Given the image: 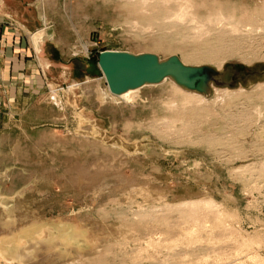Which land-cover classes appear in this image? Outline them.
Wrapping results in <instances>:
<instances>
[{
  "label": "rangeland",
  "instance_id": "374dc122",
  "mask_svg": "<svg viewBox=\"0 0 264 264\" xmlns=\"http://www.w3.org/2000/svg\"><path fill=\"white\" fill-rule=\"evenodd\" d=\"M27 1L42 13L34 30L53 27L40 50L51 61L35 75L38 84L18 79L11 106L0 101V220L7 200L24 216L17 224L44 223L48 243L22 262L1 255L0 264L262 260L264 0H191L197 10L183 20L159 14L156 0ZM105 48L174 53L225 71L234 85L210 82L204 102L190 106L175 95L179 108L170 112V77L120 98L97 62ZM216 88L244 91L221 97ZM208 199L223 221L215 225L213 215L194 226L184 203ZM59 225L72 229L71 242L50 241Z\"/></svg>",
  "mask_w": 264,
  "mask_h": 264
},
{
  "label": "crops",
  "instance_id": "0c3cea01",
  "mask_svg": "<svg viewBox=\"0 0 264 264\" xmlns=\"http://www.w3.org/2000/svg\"><path fill=\"white\" fill-rule=\"evenodd\" d=\"M41 14L38 13L36 3L27 0H0V87H3L0 89V101H7L9 106L19 97L18 91L16 93L13 88L18 86V79L26 85H36L38 82L35 75H38L37 72L41 74L42 69L50 64L51 57L40 53L46 38L38 44L33 38L35 31L41 28H33L40 23V19L42 22ZM8 202L5 200L2 204L5 219L0 220V256H10L8 260L22 262L31 249L30 243L42 241L44 223L40 226L35 222L40 220L32 219L17 224L18 220H24V216L15 214L20 213L21 209L15 208L13 213V205ZM67 232L72 234L69 229ZM50 235H54V232Z\"/></svg>",
  "mask_w": 264,
  "mask_h": 264
},
{
  "label": "water",
  "instance_id": "95a60500",
  "mask_svg": "<svg viewBox=\"0 0 264 264\" xmlns=\"http://www.w3.org/2000/svg\"><path fill=\"white\" fill-rule=\"evenodd\" d=\"M97 62L111 92L121 94L148 83H157L172 77L185 89L208 93L210 82L224 86L230 82L208 64L189 65L177 54L160 58L156 53H133L127 50L101 49Z\"/></svg>",
  "mask_w": 264,
  "mask_h": 264
},
{
  "label": "bare ground",
  "instance_id": "6f19581e",
  "mask_svg": "<svg viewBox=\"0 0 264 264\" xmlns=\"http://www.w3.org/2000/svg\"><path fill=\"white\" fill-rule=\"evenodd\" d=\"M195 3V2H194ZM173 4H174V6H173ZM153 5V4H152ZM156 5H158V6H156ZM156 5H155V7L157 8L156 10H157V12L159 13V14H162L163 16H165V17H172V18H175V20H183V19H185L188 15H192L193 14V12H194V10L196 9V8H194V5H193V2L191 1V0H156ZM151 6V5H150ZM154 6V5H153ZM153 6H151V7H153ZM197 10V9H196ZM195 10V11H196ZM220 10V9H219ZM222 12L223 11H221V13L220 12H217V14L216 13H214L215 14V17H216V19L219 21V20H223V18H224V16H225V14L223 15L222 14ZM196 14H197V12H196ZM231 14V13H230ZM197 16L199 17V15L197 14ZM211 16H213V14H211ZM210 16V17H211ZM211 21H212V19H210ZM228 20V19H227ZM53 29V27L52 26H46L45 28H43V29H40V30H38L37 32H36V34H34L35 36L33 37L34 38V41L38 44V42H40V40L42 41L44 38H46L47 36H51V37H53L52 35H51V30ZM35 44V43H34ZM218 46V45H217ZM37 48V47H36ZM214 54V53H213ZM212 54V55H213ZM201 57V56H200ZM184 62L183 63H185V64H189V61L188 60H183ZM171 79L173 80V84L171 83V85H173L174 87H172V89H173V94H174V96H172V97H170L169 99L167 98V100H165V101H163L164 102V105H165V107H166V109H167V111H169L170 112V110H176V109H178L179 108V106H178V101L180 100V99H178V98H181V100H182V104L184 105V106H186V105H191L192 103H198V104H201L202 102H204V98H203V96L200 94V93H202V92H199V93H197L198 91H195V90H189V89H185L184 87H182L180 84H178L175 80H174V78H172L171 77ZM140 87V86H139ZM139 87H136V88H133V89H129V90H126L125 92H122L121 94H115V93H113V92H111L110 90H109V88H108V90H109V92H111V94H113V95H115V96H119L120 97V95H123V94H126V93H128L129 91H134V90H136V89H138ZM171 91V90H170ZM192 91H195V92H192ZM216 91L217 92H219L220 93V95H221V97L222 96H230V97H233V96H235V95H237V94H240L241 92H243L244 91V88H240V89H229V88H226V89H219V88H216ZM169 94V93H168ZM175 95H176V97H177V95L178 96H180V97H178V98H176L175 97ZM129 96H131V94L129 95ZM121 98V97H120ZM231 99V98H230ZM180 100V101H181ZM181 105V104H180ZM192 107V106H191ZM197 107V106H196ZM182 107H180V109H181ZM187 108H188V106H187ZM204 108V107H203ZM179 109V110H180ZM184 110L186 109L185 107L183 108ZM182 109V110H183ZM191 108H189L186 112H190L191 114H192V112L193 111H195L196 109H194V107L192 108V109H194L193 111H192V109L190 110ZM199 109V108H198ZM201 110V113H202V110L203 109H200ZM176 112V111H175ZM174 112V113H175ZM198 112V111H197ZM196 112V113H197ZM206 112V111H205ZM172 113V112H171ZM179 113V112H178ZM184 112L182 111V112H180V116H181V114H183ZM176 114V113H175ZM190 114V115H191ZM197 114H200V111H199V113H197ZM178 115V116H179ZM186 115V113L184 114V116ZM192 115H194V112H193V114ZM176 116V115H175ZM177 116V118H179ZM195 116V115H194ZM186 117V116H185ZM184 117V118H185ZM188 117H189V115H188ZM192 117V116H191ZM190 117V118H191ZM187 118V117H186ZM198 118V117H197ZM167 119H169V118H166V120ZM173 119L171 118V120L170 121H172ZM178 120V119H177ZM180 120H182V118L180 119ZM174 121H175V118H174ZM179 121V120H178ZM177 121V122H178ZM173 122V121H172ZM176 122V121H175ZM175 124V123H174ZM168 125H169V123H168ZM172 125V124H171ZM167 126V125H166ZM184 205L185 206H187V207H189V205L191 206L190 207V212H189V218H190V220H191V222L193 223L194 222V226H196L197 225V227L198 226H202V227H205V224H206V222H209V221H207V220H209V219H207L209 216H211V218H213L212 216L214 215V217H215V219L213 220L214 222H215V220H216V222H221V221H223V218H224V214H222L223 212H220L221 210H218V209H214V208H217V207H219V206H217V204L214 202V200H212V199H208V200H203V201H191V202H186V203H184ZM184 209V208H183ZM188 210V209H187ZM187 210H185V211H187ZM183 213V212H182ZM187 213V212H186ZM225 213V212H224ZM201 215H205V219L203 218V222H202V219H201ZM223 215V216H222ZM226 215V214H225ZM227 216V215H226ZM187 217V216H186ZM223 217V218H222ZM222 219V220H221ZM221 220V221H220ZM190 222V223H191ZM215 222V225L216 224H218V223H216ZM205 223V224H204ZM220 224H223V223H220ZM67 225V224H66ZM65 225V226H66ZM219 225V224H218ZM217 225V226H218ZM60 226V232L58 233V234H54V235H50V241H52V240H55V239H58L57 237H59V239L60 240H71L72 239V236H71V233L70 232H67V230L69 229V231H71L70 230V227L69 226H66V227H64V225H59ZM220 227V226H219ZM191 228V227H190ZM216 228V227H215ZM192 229V228H191ZM194 229V228H193ZM196 229H198V228H196ZM199 230V229H198ZM194 232H195V230H193ZM72 232V231H71ZM190 232H192V230L190 231ZM30 233V232H29ZM77 233V232H76ZM75 234V233H74ZM79 234L77 233V235L75 236V238L78 236ZM190 235V234H189ZM80 236V235H79ZM186 237H189V236H187V234H186ZM78 238V237H77ZM190 238V237H189ZM191 238H193V237H191ZM197 238V237H196ZM182 239V238H181ZM188 239V238H187ZM180 240V239H179ZM49 241V240H48ZM49 241V242H50ZM68 242H71V241H68ZM67 242V243H68ZM48 242H47V240L45 241L44 239H42V241H40V240H38L36 243L35 242H33V243H30V246H31V249H36L39 245H46ZM66 244V243H65ZM55 246V245H54ZM47 247V246H46ZM30 249V250H31ZM29 250V251H30ZM28 251V252H29ZM250 254V253H249ZM28 255H29V253H28ZM251 255V254H250ZM36 256V255H35ZM253 256V255H252ZM256 256V254L254 255V257ZM253 257V258H254ZM22 258H24V257H22ZM250 258V257H249ZM252 258V257H251ZM259 258H260V256H259ZM258 258V255H257V258L256 259H259ZM255 259V258H254ZM252 260V261H256V260ZM261 259L262 260H258V261H263V259H264V257H261ZM258 261H256V262H258ZM256 262H255V264H256ZM264 262V261H263ZM263 262L261 263V264H263ZM252 263H254V262H252ZM259 263V262H258ZM242 264H243V262H242Z\"/></svg>",
  "mask_w": 264,
  "mask_h": 264
},
{
  "label": "flooded vegetation",
  "instance_id": "af4514ba",
  "mask_svg": "<svg viewBox=\"0 0 264 264\" xmlns=\"http://www.w3.org/2000/svg\"><path fill=\"white\" fill-rule=\"evenodd\" d=\"M233 85V81L230 80V82H228V84L224 85L223 87H232Z\"/></svg>",
  "mask_w": 264,
  "mask_h": 264
}]
</instances>
